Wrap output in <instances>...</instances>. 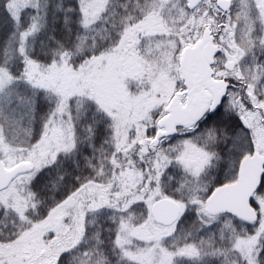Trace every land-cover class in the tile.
<instances>
[{"label": "snow or ice", "instance_id": "6c2138e0", "mask_svg": "<svg viewBox=\"0 0 264 264\" xmlns=\"http://www.w3.org/2000/svg\"><path fill=\"white\" fill-rule=\"evenodd\" d=\"M0 264H264V0H0Z\"/></svg>", "mask_w": 264, "mask_h": 264}]
</instances>
